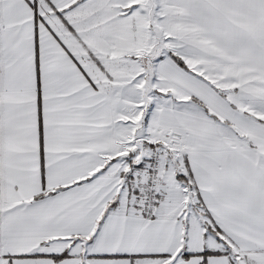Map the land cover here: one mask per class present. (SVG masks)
Segmentation results:
<instances>
[{"label":"snow or ice","instance_id":"obj_1","mask_svg":"<svg viewBox=\"0 0 264 264\" xmlns=\"http://www.w3.org/2000/svg\"><path fill=\"white\" fill-rule=\"evenodd\" d=\"M0 264H264V0H0Z\"/></svg>","mask_w":264,"mask_h":264}]
</instances>
